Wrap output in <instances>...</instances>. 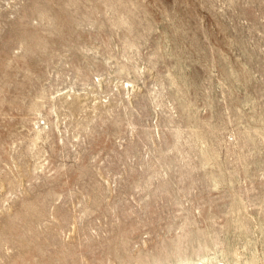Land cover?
Returning <instances> with one entry per match:
<instances>
[{
	"label": "rangeland",
	"instance_id": "rangeland-1",
	"mask_svg": "<svg viewBox=\"0 0 264 264\" xmlns=\"http://www.w3.org/2000/svg\"><path fill=\"white\" fill-rule=\"evenodd\" d=\"M0 264H264V0H0Z\"/></svg>",
	"mask_w": 264,
	"mask_h": 264
}]
</instances>
